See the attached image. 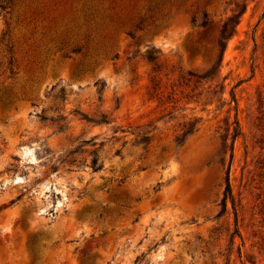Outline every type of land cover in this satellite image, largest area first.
I'll use <instances>...</instances> for the list:
<instances>
[{
    "label": "rangeland",
    "instance_id": "1",
    "mask_svg": "<svg viewBox=\"0 0 264 264\" xmlns=\"http://www.w3.org/2000/svg\"><path fill=\"white\" fill-rule=\"evenodd\" d=\"M147 2L0 0V264H264V0Z\"/></svg>",
    "mask_w": 264,
    "mask_h": 264
},
{
    "label": "trees",
    "instance_id": "2",
    "mask_svg": "<svg viewBox=\"0 0 264 264\" xmlns=\"http://www.w3.org/2000/svg\"><path fill=\"white\" fill-rule=\"evenodd\" d=\"M147 2V8L146 11H148L149 13L145 15L142 14L141 16H139L137 18V22H135L133 24V28L131 30H129L127 32V35L129 37H133L135 31L142 29V27L147 24L148 25H153L156 20H157V15L161 10V6H167V12L165 15L170 14L169 10L171 8H174V13H176V10H178V7H180V3L181 0H161L163 1L161 3V5L159 4L160 0H146ZM207 4L204 3V6ZM245 7L244 3L235 4V8L234 10H231V14L226 16L224 18V20L221 22L220 27L218 29V33H217V39L216 42L214 44V48H215V55L211 61V63L209 64V67L207 68V70L201 74H194L191 72H187V76L190 77H196L198 79H209L210 81L214 80V78H216L217 76V70L221 61V57H222V52L223 49L225 47V41L234 33V28L235 25L237 24L239 17L241 15V13L243 12ZM200 22L199 25L200 26H205L209 21L207 20V15L206 12L201 9L200 11ZM190 21L194 22L195 21V16L193 14H190ZM80 49L78 47L72 49L73 52H78ZM156 50L155 49H146L144 51L143 54V58L146 60V62L148 64H150V69H149V73H148V83H149V88L154 92L155 90H157L158 87V81H157V74H158V66H157V56L155 55ZM214 87H218V91H220L221 89V84L220 83H216L214 85ZM159 93V91L157 92ZM230 100L234 101V96L233 94L230 92ZM195 122H189L187 121L186 123H183L180 130L181 133L175 138L176 141L178 142L180 140V137H183L186 134H189L192 132L193 130V125ZM233 127L230 133V137L231 140L233 141L235 139V137L239 134L240 129L237 123V120L233 119L232 121ZM91 165L94 166L95 165V160L91 161ZM229 200L231 207L233 209L234 207V202L233 199L231 197V192H230V187H229V182H228V173H227V169L225 171V175H224V188H223V192H222V198L220 201V206L221 209L223 210L225 207V201Z\"/></svg>",
    "mask_w": 264,
    "mask_h": 264
},
{
    "label": "water",
    "instance_id": "3",
    "mask_svg": "<svg viewBox=\"0 0 264 264\" xmlns=\"http://www.w3.org/2000/svg\"><path fill=\"white\" fill-rule=\"evenodd\" d=\"M2 244V238L0 237V245Z\"/></svg>",
    "mask_w": 264,
    "mask_h": 264
}]
</instances>
